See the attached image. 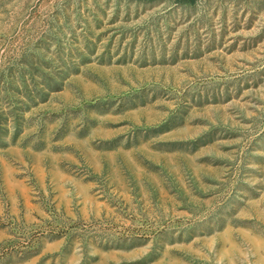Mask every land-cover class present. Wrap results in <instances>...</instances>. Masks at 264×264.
<instances>
[{
  "label": "rangeland",
  "instance_id": "rangeland-1",
  "mask_svg": "<svg viewBox=\"0 0 264 264\" xmlns=\"http://www.w3.org/2000/svg\"><path fill=\"white\" fill-rule=\"evenodd\" d=\"M0 264H264V0H0Z\"/></svg>",
  "mask_w": 264,
  "mask_h": 264
}]
</instances>
